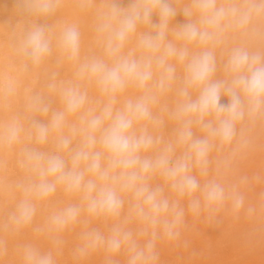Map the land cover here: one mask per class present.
Instances as JSON below:
<instances>
[{
    "label": "clouds",
    "instance_id": "obj_1",
    "mask_svg": "<svg viewBox=\"0 0 264 264\" xmlns=\"http://www.w3.org/2000/svg\"><path fill=\"white\" fill-rule=\"evenodd\" d=\"M14 4L0 264H162L198 221L264 235V166L241 167L264 153V0Z\"/></svg>",
    "mask_w": 264,
    "mask_h": 264
},
{
    "label": "bare ground",
    "instance_id": "obj_2",
    "mask_svg": "<svg viewBox=\"0 0 264 264\" xmlns=\"http://www.w3.org/2000/svg\"><path fill=\"white\" fill-rule=\"evenodd\" d=\"M14 7V0H0V22L9 19L14 22ZM176 21H183L182 14L177 15ZM227 102V97L221 98V103ZM262 166L264 153H257L241 167L242 171L252 174ZM260 188L255 186L248 192L250 201H255ZM252 226L244 219L233 221L228 218L217 227H208L198 221L185 233V238L190 241L189 248L161 246L162 264H264V235L251 234ZM193 252L197 253L194 257Z\"/></svg>",
    "mask_w": 264,
    "mask_h": 264
}]
</instances>
